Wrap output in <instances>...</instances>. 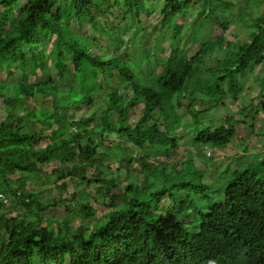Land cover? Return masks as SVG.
<instances>
[{
  "label": "trees",
  "instance_id": "1",
  "mask_svg": "<svg viewBox=\"0 0 264 264\" xmlns=\"http://www.w3.org/2000/svg\"><path fill=\"white\" fill-rule=\"evenodd\" d=\"M157 1L159 23L171 39L164 59L138 43L146 0H0V72L12 75L18 67L23 77L13 85L0 81L7 113L0 121V228L7 234L0 264H264V155L232 171L226 167L223 173L230 175L223 189L211 190L192 154L179 165L170 160L186 134L210 155L227 147L237 133L238 114L254 128L264 110V71L254 97L261 108L253 113L248 109L255 99L247 102L242 95L243 78L264 68V0H240L242 21L256 8L255 28L235 48L225 34L230 20L220 21L216 7L231 9L237 0H198L203 14L185 38L178 20L194 0ZM117 7L118 15L112 11ZM212 14L221 32L200 40L189 56L181 40L198 42ZM119 15L125 21L120 32ZM127 32L128 43L143 52L133 58L122 49ZM101 37L123 53H94ZM218 48L223 53L210 55ZM210 56L214 64L206 62ZM48 69L56 74L43 77ZM30 75L38 79L29 81ZM114 77L130 88L129 98L103 87ZM66 79L71 83L61 86ZM227 96L237 108L215 125L209 112L227 106ZM92 105L98 106L95 112L77 117ZM130 110L138 117L131 118ZM188 125V133L174 136ZM113 133L120 136L116 143ZM110 159L118 171L137 170L140 177L122 184ZM47 166L48 179L58 180L55 188L70 196L41 201L39 191L28 186L45 181ZM90 188L111 209L86 227L85 220L95 216ZM8 203L16 215L2 210ZM60 206L67 207L61 217L44 216Z\"/></svg>",
  "mask_w": 264,
  "mask_h": 264
},
{
  "label": "rangeland",
  "instance_id": "2",
  "mask_svg": "<svg viewBox=\"0 0 264 264\" xmlns=\"http://www.w3.org/2000/svg\"><path fill=\"white\" fill-rule=\"evenodd\" d=\"M229 2H233L235 0H226ZM146 9L145 11L140 15V22L143 25V36L142 40L138 42V37L136 38V41L141 44V46L145 49V51L148 54L155 53L156 57H161V59L166 58L169 55V50L171 46V39H170V31L166 28H163L161 23H159V20L161 18V15H159L158 11V1L157 0H146ZM243 3L240 0L235 1L234 6L231 9H228L225 5H219L216 7V13L219 16L220 21H228L230 20V25L228 30H226L225 34L227 39L229 40V46L231 48H235L237 45H239L240 42H245L249 40V33L251 30L255 28L254 25V19L253 15H255L256 8L253 7L251 10V13L249 16L243 19V21L240 19V11L243 7ZM189 11L179 16V22L183 24L182 33L180 35L181 38H185V34H187L189 31H191L192 22L194 19L200 17L203 13H200L201 10H199L198 6V0H194L191 2L190 7L188 9ZM112 11L115 12V14L118 15V7L113 8ZM200 13V14H199ZM122 17L119 15L115 19V30L120 32L122 31L121 28L123 26L124 20L121 19ZM99 20L102 23H108L104 20V18L99 16ZM119 24V25H118ZM121 25V27H120ZM85 32L90 33V30H87V27L84 29ZM198 31V30H196ZM219 31L221 32V27L219 26L218 20L216 18L215 14L210 15L205 19V23L203 28L200 29V35L199 40L196 43H192L191 41H185L181 40L183 48L187 49V54L189 56H192L195 54L198 49L200 48V44L202 39H209L211 37L215 38ZM93 33V32H92ZM90 33V35H92ZM198 34V33H197ZM190 35V34H189ZM128 32L123 33V39L121 40L123 43L122 49H125L127 52L131 54V57H135L136 54L141 52V48L135 47L133 49L132 45L128 43ZM115 42L111 41L107 37H101L98 42H96L97 46L93 49L94 53H98L99 49L101 48L104 51V54L106 52H110L113 54H121L123 53L120 49H115ZM137 43V45H138ZM157 46V48H156ZM163 46V51L159 50V48ZM50 46H48V49ZM143 53V52H141ZM223 53L222 48H218L215 52H213L212 56L218 55ZM206 62H211L214 64L213 58L210 56L206 59ZM143 68L146 69V62L142 61ZM262 65L257 66L250 74H247L243 78L244 80V89L242 91V95L245 99L251 100L257 95L259 91V85L257 84V81L259 79V75L263 73L264 68ZM14 73L12 75H8L5 71L0 72V81L7 82L10 85H13L15 83L21 82L23 80L22 77V71L15 67ZM55 75L56 71L53 69H48L42 72V76L45 77L47 75ZM38 78L30 75L28 80L29 81H36ZM59 80V78L57 77ZM61 83V82H60ZM71 82L69 79H66L61 83V86L63 85H69ZM103 87H106V89L112 90L114 88L117 89L118 93H121L123 96L126 93L125 97L129 98V90L130 88H126V85L124 83H119L118 78L114 77L110 83H102ZM60 86V88H61ZM68 87V86H67ZM124 89H127L124 91ZM100 100L99 105L104 108V105L100 103L102 100ZM227 106L219 105L218 107L212 109L209 112V117L213 119V123L219 124L222 122L224 115L227 113V111H234L237 108V105L235 102L231 101L230 98L227 96L225 97ZM255 99V98H254ZM187 99L183 100V103H186ZM197 104H205L203 101L199 100L196 102ZM260 104L258 103V100L255 99L252 102V105L249 107L250 112H256L258 109H260ZM98 109L97 105L85 106L80 111L77 112V117L79 118L82 115H88L90 111L95 112ZM184 111V107H181L179 110V113H182ZM115 113V112H114ZM131 118H137L138 115L134 114L131 110L129 112ZM7 115L6 109L3 103V100L0 99V121L5 118ZM77 119V118H76ZM184 121L186 122L187 119H189V116L184 117ZM236 119L238 120L237 123V133L234 137V139L229 143L227 147L224 148H216L214 151H212V154L210 155L209 151L210 149L204 146L195 145L191 140H193L194 137H192V134H186L188 133V129L192 128L191 126H187V130L182 131V126L178 129V131L174 134L176 137H180L182 134H186L184 140H181L182 146L180 147L179 151H174L172 156H170V160L173 164L179 165V163L186 159L189 154L193 155L194 164L199 165L201 163L203 167V173H204V181L206 183H209L212 185L210 187L211 189H223V182L225 179L229 177L230 172H224V169L226 167H229V171H232L237 168H241L242 166L250 163L254 158L260 157L264 155V110H259V114L256 116L254 120V128H250L248 124L244 123L243 116L238 114L236 116ZM112 141L116 143L118 140H120V136L116 133H113L111 135ZM191 143H189V142ZM211 152V151H210ZM107 164L112 167V174L114 176H118L122 184H125L127 181L131 180H137L141 173L137 170H130V172L126 171V169L121 168L120 171H118V163L114 159H110V161H107ZM50 166H47L45 168H42L45 181L43 183H37L34 182V180L30 181L28 183V186L33 189L39 191V197L41 201H47L48 199L59 197H66V193H62L55 188V184L58 183V180H56L54 177H51L50 180L48 179V176H50L51 171ZM49 181V182H46ZM46 182V183H45ZM70 191L72 189L70 188ZM113 192H117L116 189L113 190ZM90 193L92 195L90 202L91 206L93 208V211H95V216L90 219H86V227L91 226L93 223L97 222L99 218H102L103 215H105L111 208L107 207L103 202L100 200V198L96 197L95 190L90 188ZM222 195V194H217ZM68 196H70L68 194ZM95 196V197H94ZM98 198V199H95ZM221 198L216 197L213 200H219ZM71 201H67V203H70ZM70 207L71 204H70ZM66 206H60V208H50L48 211L44 213V216L47 217H61V215L64 214V210L66 209ZM2 210L6 211L9 215H16V207L11 206L9 203L5 205V207L2 208ZM46 221V220H45ZM78 223H81V219H78L73 224L76 226ZM7 234L5 233V228L2 225L0 228V242L6 241Z\"/></svg>",
  "mask_w": 264,
  "mask_h": 264
}]
</instances>
